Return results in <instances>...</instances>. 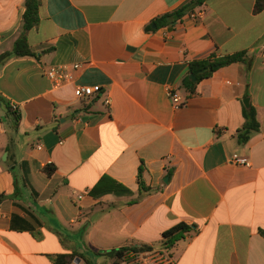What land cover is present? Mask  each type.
Returning a JSON list of instances; mask_svg holds the SVG:
<instances>
[{
  "label": "crops",
  "instance_id": "0c3cea01",
  "mask_svg": "<svg viewBox=\"0 0 264 264\" xmlns=\"http://www.w3.org/2000/svg\"><path fill=\"white\" fill-rule=\"evenodd\" d=\"M190 1L42 0L33 56L0 66V264H115L107 253L130 246L173 264H264V10L205 0L153 28ZM25 3L0 0V55L23 31ZM242 51L250 66L182 87L192 62ZM50 67H69L74 83L54 88ZM77 86L101 93L78 99ZM245 99L260 131L242 144ZM181 223L196 230L166 249Z\"/></svg>",
  "mask_w": 264,
  "mask_h": 264
},
{
  "label": "trees",
  "instance_id": "16d2710c",
  "mask_svg": "<svg viewBox=\"0 0 264 264\" xmlns=\"http://www.w3.org/2000/svg\"><path fill=\"white\" fill-rule=\"evenodd\" d=\"M205 0H191L185 3L180 8L173 12L167 13L161 17H158L154 24L157 28L172 26L176 22L182 20L185 15L192 12L197 6L203 4ZM42 5V0H26L25 3V14L23 17V31L20 37L16 40L13 50L11 52H6L0 55V66L6 63L12 58H21L27 56H33L28 43V33L38 26L40 22L39 11ZM264 10V0H256L254 13L259 14ZM152 31L151 27L147 28ZM248 53L247 51H242L236 54L229 55H218L213 53L208 58L200 59L192 62L190 64V76L194 75L197 82H192L190 76H188L182 83V87L189 93L193 94L195 92L196 86L207 79L213 77V75L219 70L228 67L236 63H248ZM248 66L249 63H248ZM243 116L245 119L243 127L238 132V140L240 143L245 144L249 141L252 134L260 131V124L257 119V111L255 107L251 106L247 108L243 106ZM139 184L142 189H145L144 183L142 181V170L139 174ZM100 184L99 187H101ZM128 192V191H127ZM3 196L0 197V203L3 200ZM196 230L195 227L181 223L172 229L168 230L163 234V240L161 245L166 249H173L178 242L184 240L188 234ZM264 236V231L260 232ZM152 248L148 246H130L123 247L117 250H113L108 254L109 257L114 259L115 264H119L126 261L129 254H141L151 252ZM99 255V254H96ZM76 257L84 260L85 264H93L92 261L85 255H61L55 259V264H73Z\"/></svg>",
  "mask_w": 264,
  "mask_h": 264
},
{
  "label": "built area",
  "instance_id": "2783aa9c",
  "mask_svg": "<svg viewBox=\"0 0 264 264\" xmlns=\"http://www.w3.org/2000/svg\"><path fill=\"white\" fill-rule=\"evenodd\" d=\"M200 15L192 14V18H197ZM81 68L80 65H74L73 70H78ZM47 78L51 81L54 88H61L65 85L74 83V76L70 71L69 67H50L46 71ZM101 89H94L92 87L86 86H77L75 89V96L78 99L89 98L94 94H100ZM171 99L175 105H179L182 102V98L178 95V93H170ZM107 104L110 103L108 100ZM12 110L15 112L18 109L16 104L11 106ZM0 133H4V124L3 120L0 116ZM41 148V147H39ZM232 164L244 167H250L251 164L246 157H242L239 155H234L232 160ZM126 258L129 264H173L174 261L171 255L168 252L162 251H151L148 253L135 254L131 253Z\"/></svg>",
  "mask_w": 264,
  "mask_h": 264
},
{
  "label": "water",
  "instance_id": "95a60500",
  "mask_svg": "<svg viewBox=\"0 0 264 264\" xmlns=\"http://www.w3.org/2000/svg\"><path fill=\"white\" fill-rule=\"evenodd\" d=\"M153 28H156V25H153ZM190 80H191L192 82H197V79H196V77H195L194 75H191V76H190ZM244 105H245L247 108H250V107H251L249 99H245V100H244ZM166 180H167V182H168V179H166ZM75 263H76V264H80V263H81V260H80V259H77V260H75Z\"/></svg>",
  "mask_w": 264,
  "mask_h": 264
},
{
  "label": "rangeland",
  "instance_id": "374dc122",
  "mask_svg": "<svg viewBox=\"0 0 264 264\" xmlns=\"http://www.w3.org/2000/svg\"><path fill=\"white\" fill-rule=\"evenodd\" d=\"M5 119H6V117H5Z\"/></svg>",
  "mask_w": 264,
  "mask_h": 264
}]
</instances>
